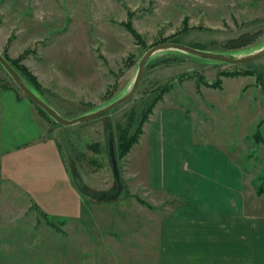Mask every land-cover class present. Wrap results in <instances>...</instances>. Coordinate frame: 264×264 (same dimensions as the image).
<instances>
[{"label": "rangeland", "instance_id": "rangeland-1", "mask_svg": "<svg viewBox=\"0 0 264 264\" xmlns=\"http://www.w3.org/2000/svg\"><path fill=\"white\" fill-rule=\"evenodd\" d=\"M165 42L229 57L256 52L264 0H0V53L19 57L66 119L126 94L143 54ZM153 101L137 142L120 154ZM162 107L160 121L177 135L164 137L166 153L177 145L182 161L199 159L186 131L225 149L251 202L264 187V55L235 65L159 50L132 97L72 125L40 114L0 66V264H157L159 223L178 204L148 183L149 126ZM107 126L123 189L104 202L82 194L75 176L97 192L113 185Z\"/></svg>", "mask_w": 264, "mask_h": 264}, {"label": "crops", "instance_id": "crops-1", "mask_svg": "<svg viewBox=\"0 0 264 264\" xmlns=\"http://www.w3.org/2000/svg\"><path fill=\"white\" fill-rule=\"evenodd\" d=\"M164 108L149 126L148 183L179 202L159 223L157 264H264V192L248 203L240 165L225 149L194 142L193 131L187 146L199 159L182 161L177 145L166 153L164 137L177 135L160 121Z\"/></svg>", "mask_w": 264, "mask_h": 264}, {"label": "water", "instance_id": "water-1", "mask_svg": "<svg viewBox=\"0 0 264 264\" xmlns=\"http://www.w3.org/2000/svg\"><path fill=\"white\" fill-rule=\"evenodd\" d=\"M163 49H175L182 52H187L190 54H194L203 58L211 59V60H221L225 61L227 63L231 64H242L246 63L248 61L257 59L264 55V46L261 47L256 52L250 53L243 57H229L227 55L213 53L205 50H200L188 45L180 44L177 42H165L160 43L157 45H154L147 49V51L143 54L140 62L139 67L133 82V85L131 86L130 90L116 98L115 100L111 101L107 105L101 107L100 109H97L95 111L79 115L75 118L66 119L63 118L61 115L57 113V111L52 108L47 102H45L43 99H41L37 94H35L32 90H30L26 84L23 82L17 71L12 67V65L2 56L0 53V65L7 71V73L10 75L14 83L21 89V91L37 106H39L41 109H43L50 117H52L56 122L63 124V125H72L81 121H86L89 119L96 118L115 107L121 105L122 103L126 102L130 97H132L135 93V91L138 88V85L140 83V80L142 78L143 70L145 67V64L148 60V58L154 54L155 52ZM104 139H105V150L106 155L109 161L110 168L112 170L113 174V185L110 187V189L106 191H93L90 188H88L83 181L78 177L75 176V184L78 188V190L97 201H112L116 200L122 189H123V181L120 174V169L118 165V156H117V148L114 140V134L113 129L111 126H107L104 131Z\"/></svg>", "mask_w": 264, "mask_h": 264}, {"label": "trees", "instance_id": "trees-1", "mask_svg": "<svg viewBox=\"0 0 264 264\" xmlns=\"http://www.w3.org/2000/svg\"><path fill=\"white\" fill-rule=\"evenodd\" d=\"M128 28L130 29V31H132L134 34V30L132 29L131 26L128 25ZM136 36H138L137 34H135ZM194 48H197V49H200L201 47L199 46H192ZM202 49V48H201ZM4 56V58L12 65V67L17 71V73L19 74V76L21 77V79L23 80V82L27 85V87L32 90L35 94H37L39 97H40V93L42 92L41 91V86L40 84L38 83V81L36 80V77L34 75H32L30 73V71L20 63V58L17 57V58H11L9 57L7 54H2ZM1 66V65H0ZM3 68V67H2ZM157 97V96H156ZM41 98V97H40ZM42 99V98H41ZM45 101V100H44ZM47 102V101H46ZM48 103V102H47ZM154 101L149 105V107L147 108V110L144 112V114L142 115L141 117V121L139 122V126L138 128L136 129V131L130 136V137H126L124 136V138H122V141H121V145H120V148H119V153L122 154L125 152V149H124V146L125 148H131L133 144H135L137 142V139H138V135L141 133V124L142 122L144 121L145 119V116L147 114L150 113V111L152 110L153 108V105H154ZM39 113L42 114V115H48L43 109H41L39 106H37L36 104H34ZM122 151V152H121ZM117 156H118V152H117ZM264 192V187L261 185L257 190H256V194L258 195H261L262 193ZM179 202V201H178ZM143 203V202H142Z\"/></svg>", "mask_w": 264, "mask_h": 264}, {"label": "flooded vegetation", "instance_id": "flooded-vegetation-1", "mask_svg": "<svg viewBox=\"0 0 264 264\" xmlns=\"http://www.w3.org/2000/svg\"><path fill=\"white\" fill-rule=\"evenodd\" d=\"M263 47V46H262ZM106 129V128H105ZM105 131V130H104ZM115 140V139H114ZM104 142H105V139H104ZM116 144V143H115ZM105 153H106V150H105ZM107 156V155H106ZM108 159V158H107ZM108 163H109V161H108ZM110 166V165H109ZM112 171V170H111ZM112 176H113V174H112ZM114 180V179H113Z\"/></svg>", "mask_w": 264, "mask_h": 264}]
</instances>
